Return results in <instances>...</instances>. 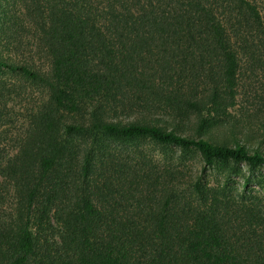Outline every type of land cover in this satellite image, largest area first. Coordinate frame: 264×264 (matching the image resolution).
<instances>
[{"label":"trees","instance_id":"16d2710c","mask_svg":"<svg viewBox=\"0 0 264 264\" xmlns=\"http://www.w3.org/2000/svg\"><path fill=\"white\" fill-rule=\"evenodd\" d=\"M24 31L0 264H264L262 200L175 157L264 166V0H0V44Z\"/></svg>","mask_w":264,"mask_h":264},{"label":"rangeland","instance_id":"374dc122","mask_svg":"<svg viewBox=\"0 0 264 264\" xmlns=\"http://www.w3.org/2000/svg\"><path fill=\"white\" fill-rule=\"evenodd\" d=\"M30 31L23 32V43L20 46L8 48L0 44V56L10 62L22 63L29 61L36 66H42L41 59L34 54L33 49L28 45ZM9 93V94H6ZM0 93L5 94V102L0 104V142L2 146L7 144L6 150H10V140L17 135L24 125L27 117V109L30 101L35 100L38 92L21 76L0 71ZM4 147V146H3ZM154 154L160 155L161 150L157 147L151 148ZM187 158L190 167L180 172L188 180H200L207 187L226 188L232 194L242 196H253L264 203V166L250 167L243 162L227 163L224 167L221 164L203 165L198 157L191 154L176 152V156Z\"/></svg>","mask_w":264,"mask_h":264}]
</instances>
